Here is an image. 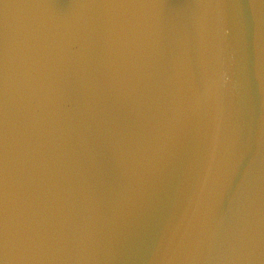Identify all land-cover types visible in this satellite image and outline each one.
Wrapping results in <instances>:
<instances>
[{"label": "water", "instance_id": "95a60500", "mask_svg": "<svg viewBox=\"0 0 264 264\" xmlns=\"http://www.w3.org/2000/svg\"><path fill=\"white\" fill-rule=\"evenodd\" d=\"M0 264H264V0H0Z\"/></svg>", "mask_w": 264, "mask_h": 264}]
</instances>
